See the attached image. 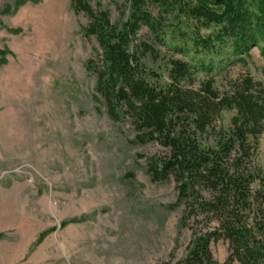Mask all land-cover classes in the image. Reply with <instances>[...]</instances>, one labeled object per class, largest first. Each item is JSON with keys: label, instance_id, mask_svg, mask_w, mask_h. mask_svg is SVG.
<instances>
[{"label": "rangeland", "instance_id": "rangeland-1", "mask_svg": "<svg viewBox=\"0 0 264 264\" xmlns=\"http://www.w3.org/2000/svg\"><path fill=\"white\" fill-rule=\"evenodd\" d=\"M89 1L114 22L123 18L125 0ZM88 23L71 0H0V264L175 263L194 229L217 225L185 224L174 179L154 182L148 173L149 159L166 149L136 143L130 121H114L95 100L87 63L99 45L85 34ZM156 48L159 57L143 62L162 82L169 57L195 59L169 44ZM244 74L264 85L259 47L245 62L217 60L212 72L221 90ZM234 113L223 114L226 128ZM255 162L264 170V134ZM211 250L222 264L229 242Z\"/></svg>", "mask_w": 264, "mask_h": 264}, {"label": "trees", "instance_id": "trees-1", "mask_svg": "<svg viewBox=\"0 0 264 264\" xmlns=\"http://www.w3.org/2000/svg\"><path fill=\"white\" fill-rule=\"evenodd\" d=\"M71 5L88 16L85 34L99 45L87 63L95 100L114 121H130L136 143L166 149L149 159L148 173L154 182L174 179L185 224L217 222L194 229L186 256L166 264H216L211 243L220 239L230 247L222 264H264V170L255 162L264 85L244 74L221 90L212 75L217 60L245 62L254 46L264 58V0H125L117 22L89 0ZM167 44L195 59L169 57L162 82L143 58L157 59V45ZM199 71L208 76L199 81ZM233 110L226 128L223 114Z\"/></svg>", "mask_w": 264, "mask_h": 264}]
</instances>
